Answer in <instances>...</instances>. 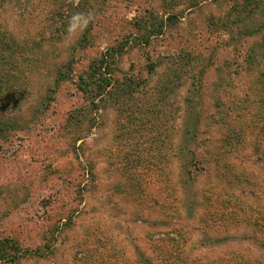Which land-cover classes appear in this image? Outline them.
<instances>
[{"label":"rangeland","instance_id":"1","mask_svg":"<svg viewBox=\"0 0 264 264\" xmlns=\"http://www.w3.org/2000/svg\"><path fill=\"white\" fill-rule=\"evenodd\" d=\"M245 1L0 0V241L38 253L0 264H165L168 233L177 264H264V0ZM76 12L95 19L70 37ZM154 19L111 68L136 90L95 107L80 75Z\"/></svg>","mask_w":264,"mask_h":264},{"label":"trees","instance_id":"2","mask_svg":"<svg viewBox=\"0 0 264 264\" xmlns=\"http://www.w3.org/2000/svg\"><path fill=\"white\" fill-rule=\"evenodd\" d=\"M246 1L242 5H237L235 9L239 8V11L241 12H244V11L251 12V9H252L251 6H255L256 2H253V0H246ZM156 20L157 19L153 20L155 25H151V28L145 27L144 29H142V33L140 35L130 36L128 38H125L124 42L121 43L120 45L107 49L105 53H103L99 58H97L90 65L89 69L83 75H80L81 77H79L78 79L77 89L78 91L83 93L86 96V98L90 101V103L93 104L95 107L98 106L97 100H101L103 98H108V97L111 98L114 96V98H116V101H118L122 97L123 94L130 96L132 95L134 90H136L133 84L131 82L129 83L128 79L124 81L123 83L121 82V79L119 77L117 78L114 77L111 71V68L113 64L115 63L116 59L132 43L149 45L150 39L152 38V36L159 35L157 33L159 30L162 31L161 27L163 26V23L161 22L158 25ZM157 27H159V29L158 31H155V28ZM148 69L150 72H152L154 70V65L153 64L149 65ZM56 84H57V81H56ZM259 96H260L259 104H261L262 106V110H263L262 116L264 120V85L262 86V90ZM10 100L11 98L9 99V101ZM201 116H202L201 114L195 113L193 117L194 123L196 126L194 134L196 135H198L201 132L200 126H201V122H203L201 121V118H202ZM222 124H223L222 129L224 127L225 130L222 131L221 133V138L219 139V143H221V145L223 146H229L230 144L233 145L235 142H237L238 136L236 137V133L238 131L242 133L243 129L240 128L238 131H235L234 127L232 128L231 123H230L231 127H229L228 120L226 117H225V120L222 122ZM140 148L141 146L137 150L138 153L140 152ZM186 154L187 156H190L192 157V159H194L196 156V150L188 148L186 149ZM195 163H196L195 161L194 163L192 162L193 169L188 170L190 179L192 178V174L195 173L193 171L195 167L194 166ZM176 230L177 229L173 228V231H176ZM173 234L175 233L173 232ZM167 235H165L164 239H161L160 241V242H163V245H160V247H163L162 248V252H164L163 260L165 261V264L167 263L170 264V262L171 264H177L176 257L174 255L175 254L174 253L175 252V249H174L175 239H172ZM37 254L28 253V251H25L24 249H22L18 245V243L15 242L14 240L2 239L0 241V261H11L15 263L17 260L21 258H24L26 256H35ZM187 264H200V262L197 261L196 259H192ZM229 264H243V263H240L239 261L231 260L229 261Z\"/></svg>","mask_w":264,"mask_h":264},{"label":"clouds","instance_id":"3","mask_svg":"<svg viewBox=\"0 0 264 264\" xmlns=\"http://www.w3.org/2000/svg\"><path fill=\"white\" fill-rule=\"evenodd\" d=\"M95 19V16L92 12H76L72 14L69 18L67 25V34L68 36H75L76 34L83 32L90 23Z\"/></svg>","mask_w":264,"mask_h":264}]
</instances>
